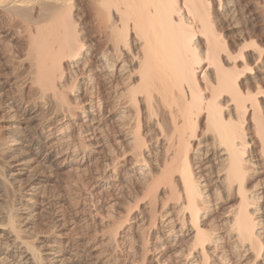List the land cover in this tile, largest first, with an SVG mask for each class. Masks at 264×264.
Masks as SVG:
<instances>
[{"label":"bare ground","instance_id":"bare-ground-1","mask_svg":"<svg viewBox=\"0 0 264 264\" xmlns=\"http://www.w3.org/2000/svg\"><path fill=\"white\" fill-rule=\"evenodd\" d=\"M239 1L86 0V27L75 0H0V67L11 69L16 94L0 102L4 190L16 170L5 119L18 104H45L48 152L104 149L96 185L109 188L122 174L136 182V213L123 234L124 223L111 226L102 264L114 250L136 256L138 229L137 264H234L241 249L264 264V189L254 178L264 165V38L238 24ZM254 4L264 16V0ZM76 112L82 124L72 121L80 124L72 137L65 131ZM106 120L115 130L108 144ZM222 199L230 204L216 234L207 218ZM12 205L3 235L21 244L25 262L42 264ZM156 228L162 235L149 245ZM132 257L122 264H136Z\"/></svg>","mask_w":264,"mask_h":264},{"label":"rangeland","instance_id":"rangeland-1","mask_svg":"<svg viewBox=\"0 0 264 264\" xmlns=\"http://www.w3.org/2000/svg\"><path fill=\"white\" fill-rule=\"evenodd\" d=\"M75 1L73 8L77 7L75 9L78 14L81 13V16L82 14L85 15L83 16L84 18L82 17L85 21L86 17H88V11L82 9L87 7L86 0ZM255 2L256 0H240V9L239 13H237L238 17H236L239 22L244 19V24L241 22L238 24L247 27L253 25L249 28L253 29L254 34L257 33L256 35L261 36L260 38H264V16H259L255 8ZM226 23H229V20L223 21V24L225 28L227 26L228 38L230 36L232 38L230 26L226 25ZM87 25L88 21H85V26L87 27ZM259 29H261V32ZM15 47V49L20 50L17 45ZM3 59L4 56L0 49V60ZM11 76L10 68L3 69V66L0 67V102L8 103L13 93L16 95L15 87L11 83L12 80H10ZM16 106L17 113L14 115L10 113L4 123L6 124L5 130L8 132L10 140L8 144H11L7 146L6 153L14 160L16 170L8 175L9 180L13 181V188L10 187L9 192L5 191L2 184H0V220L9 202L11 205L13 204V211L19 214L20 217L19 224L23 230V235L41 251L42 264H102V261L107 258L104 252L109 229L117 223H124L125 228L121 229L123 234L130 223V216L136 213L133 206L136 201L135 180H131L127 175L122 174L120 182H116L109 188H106L105 185H96L97 182L93 180L94 176L99 173L101 161L107 156L104 149L99 150L98 153L97 151L88 150V152L82 154L81 151H77L72 156L62 153L58 154L57 152L50 153L47 150L49 142L46 143L44 141L46 134L44 129L48 124L52 125L53 120H50L51 114L46 105L38 108L31 104H18ZM6 111L8 112V109ZM78 113H75V117L68 118V121L63 119L64 121L60 120L54 123L59 125L66 121L69 122L66 125L67 129L65 132L68 134L72 133V137H76V131L79 130L80 124L72 123V121L81 123ZM60 117L61 115L57 118L59 119ZM106 124L108 127L104 129V141L108 144L113 140L115 130L111 129L114 122L106 120ZM259 168L254 178L257 183L260 181L258 187L264 189V165ZM226 204L230 203L222 199L207 218V220H210L209 225L212 232L214 231L216 234L221 232L223 226L221 214L226 210ZM129 207L131 211H129L130 213L128 212L129 215H126L125 210L129 209ZM122 215L126 216L123 218ZM157 220H160V218ZM7 230L9 231L7 226L0 225V261L5 258V260H11V264H31L29 259L25 262V253L21 244L18 241L10 242L13 237L9 234L3 235ZM161 230V228H156L150 232L152 237L150 236L148 240L151 241L149 245L156 240V235H162ZM138 232L139 229L136 230V256L132 257L130 254L127 256L126 250L120 252L114 250L110 264H116L117 261V264H122L126 257H132L129 262H135L134 259H136V264L139 262L140 238ZM131 234L133 235L134 231ZM223 243L225 249L228 244L226 241ZM249 251H244V249H241L240 252L238 251V255L235 254L236 257L234 256L236 260L233 259L235 263H233L242 264L244 262L245 264H252L254 256ZM237 256H239V259ZM144 264L148 263L144 262Z\"/></svg>","mask_w":264,"mask_h":264}]
</instances>
